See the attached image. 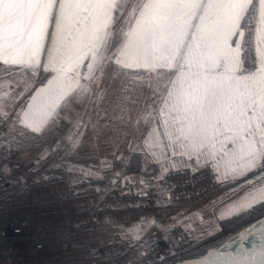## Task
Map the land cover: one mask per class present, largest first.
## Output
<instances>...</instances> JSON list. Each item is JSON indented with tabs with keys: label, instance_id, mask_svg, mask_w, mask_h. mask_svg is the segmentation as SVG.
<instances>
[{
	"label": "crops",
	"instance_id": "1",
	"mask_svg": "<svg viewBox=\"0 0 264 264\" xmlns=\"http://www.w3.org/2000/svg\"><path fill=\"white\" fill-rule=\"evenodd\" d=\"M137 1L0 0V92L5 91L0 96V111L12 110L14 114L19 102L24 111L16 112L15 118L24 122L28 95L40 82L39 72L33 68L29 76L23 74L31 80H24V87L15 96H11L15 84L9 80L23 72L29 62L37 63L42 51L38 45L41 47L42 41H61L56 48L60 51L57 56L73 66L62 71L57 89L53 87L49 93L56 103L50 109L53 114L58 115L65 108L68 111L82 108L80 103H85L87 109L88 103L99 102L103 89H112L111 83L103 82V78H115L112 98L124 78L137 70H154L153 77H167L160 103L149 114L141 149L133 150L142 154L139 169L108 172L106 176L105 168L94 166L97 171L85 177L105 176L112 180L125 171L126 186L142 189L153 187L143 174L153 173L154 169L164 171L185 164L207 163L223 183L231 179V173L241 174L246 167L256 165L264 156V0ZM108 41H124L115 59L118 65L121 61L123 67L128 64L129 68L125 73L122 69L108 76L104 70L98 82L95 77L107 53ZM145 41L150 44L147 52L152 54L137 59ZM188 41V45L191 41H222L219 55L213 61L222 63V69L201 66L190 73L177 71L170 78L167 69H174L172 63L177 62L171 51L186 46ZM48 46L46 43L45 47ZM126 49L133 51L125 54ZM203 59L197 57L198 62ZM40 60L42 70V54ZM64 96L71 104L61 107L62 101H68L62 100ZM2 100L7 101L6 105H1ZM11 114L0 112L4 125ZM89 118L84 119L88 122ZM30 125L42 129L47 124L37 115ZM130 167L135 169L136 165ZM224 190L218 188L200 207L211 201L213 205L221 203L218 201ZM172 213L166 209L151 212L154 223L148 229H154ZM120 223V219L111 220L108 231ZM156 230L155 233L163 232L157 227Z\"/></svg>",
	"mask_w": 264,
	"mask_h": 264
},
{
	"label": "rangeland",
	"instance_id": "2",
	"mask_svg": "<svg viewBox=\"0 0 264 264\" xmlns=\"http://www.w3.org/2000/svg\"><path fill=\"white\" fill-rule=\"evenodd\" d=\"M189 42L186 46L174 48L171 51L172 55L177 56V62L172 63V65L175 64L174 69H167L170 78L177 71L182 70L183 73H190L199 70L201 66L209 69H222V63L213 62L214 58L219 55V46L222 41H209V43L208 41H191V45H188ZM46 43H49L48 48L45 47ZM60 44L61 41H44V43L42 41V48L38 45V49H42V51L38 56L37 63L29 62L28 67L23 72H19L15 78H10L13 80L9 81L15 84L14 89L11 90V96H15L22 90L25 85L24 80L27 82L31 80L22 75L27 74L29 76L33 68L36 71L38 70V80L40 82L28 95L27 118L24 122L15 118L16 112L24 111L19 102L17 106L15 105L17 109L14 114H11L12 110L0 111L2 114H11L7 124L1 129V131L4 130L2 143L8 148L20 150L26 163L32 165L38 160L39 165L44 166L54 160L64 149L84 118L91 117L87 120L88 122H86L76 140L59 160L65 161L68 174L74 180H81L91 171H97L95 167L105 168L106 172L103 174L106 176L109 174L108 172L114 174L115 171H121L127 166L132 152H138L133 150L141 149V141L150 119L149 114L160 103V98L163 95L162 89L167 84V77L164 78L163 75L153 77L154 70H137L124 78L122 88H118L116 92V94L119 93L118 101L116 94L110 98L113 92L112 89L115 86L112 80L115 78L112 80L108 79L111 77L103 78V82L107 80L111 83L112 89H103V99L100 98L99 102L88 103L89 107L87 109H84L85 103H80L79 106L83 105L82 108L70 109L69 111L65 108L61 109L58 115L53 114L50 109L56 103L51 101L49 93L53 91V87L57 89L63 75L62 71L71 69L73 66L69 61L59 58L60 51L56 48ZM119 44L120 41H108L107 53L99 67L100 70L106 62L104 70H106L105 74L107 76L110 72L114 73L123 69L115 59L122 47V45L118 47ZM117 47L118 51H116ZM149 47L150 44L145 41L136 58L138 59L145 54L151 55V52H147ZM63 51L62 54L65 55L66 52ZM232 52L233 49H231ZM41 54L44 64L42 70H40L42 67ZM198 56L204 58L203 62L197 61ZM246 64L249 65L251 62L248 60ZM232 68L234 67L231 66ZM45 70H50V72L46 73ZM4 92L1 90V97ZM107 92L111 95H106ZM64 98L68 100L67 96H64L62 100ZM68 101L65 103L62 101L61 107L66 106V103L71 104ZM1 102L2 106L7 103L6 100ZM137 104L138 106H136ZM37 115L42 122L46 121L47 125L42 129H39V126L35 128L30 125L33 117ZM137 158H139V164L141 165L142 154L138 153L131 161L132 166ZM238 168L242 169L244 166ZM164 171L154 169L153 173L143 174L152 181L153 187L146 186L142 190L153 193L155 203H166V199L162 195V175ZM219 180L218 182L222 184L219 188L225 189L224 196L218 201L221 203L213 205L210 204L211 201L208 203L209 205L199 206L188 213L174 211L166 220L156 224V227L163 230L162 233L167 234L171 239V247L159 260H152L150 263H145L143 260L148 255L149 247L155 235L158 234L155 233L157 231L156 227L148 229L154 223L150 217L151 215L131 217L133 220L130 217H123L120 219L121 223L118 226H112L111 231H108V225L105 226L102 231L104 243L96 238L79 240L78 244L73 246L75 249L73 251L74 256L76 258L98 256L100 243L104 251L99 256L108 259L113 254L119 256L118 262L109 260L107 264H176L184 261L181 260L182 258L188 257V251L191 252L193 249L203 251L208 245L220 241L258 217L239 229L233 238L225 240L222 244L234 239L256 220L264 216V156L257 161L256 165L246 167L241 174L235 173L234 175L231 173L230 180L223 181V183ZM232 226L235 228H231ZM116 236L125 241L120 250L110 244L113 237ZM214 248L216 247L212 246L207 252Z\"/></svg>",
	"mask_w": 264,
	"mask_h": 264
},
{
	"label": "built area",
	"instance_id": "3",
	"mask_svg": "<svg viewBox=\"0 0 264 264\" xmlns=\"http://www.w3.org/2000/svg\"><path fill=\"white\" fill-rule=\"evenodd\" d=\"M3 125L0 117V133ZM29 166L20 150L0 142V264L118 262L116 254L110 259L76 258L73 246L88 238L104 243L102 229L111 220L143 217L165 209L188 213L214 196L219 188L217 174L210 164L167 168L162 175L166 203L160 205L150 191L126 186L125 171L112 180L94 175L74 180L63 160L27 172ZM110 244L120 250L125 241L116 236ZM170 247L167 234H156L144 262L159 260ZM98 251H104L100 243Z\"/></svg>",
	"mask_w": 264,
	"mask_h": 264
},
{
	"label": "water",
	"instance_id": "4",
	"mask_svg": "<svg viewBox=\"0 0 264 264\" xmlns=\"http://www.w3.org/2000/svg\"><path fill=\"white\" fill-rule=\"evenodd\" d=\"M139 1L140 0H138L137 2ZM137 2H135V4H137ZM133 11L134 8L132 9L131 18L133 16ZM123 42L124 41H120L118 47L121 46ZM118 47L116 51L118 50ZM132 51L133 50L131 49H129L128 51L126 49L125 54L126 52L127 54H130L132 53ZM104 64L95 77L98 82L102 80L105 67ZM119 65L120 67H123V62L120 61ZM128 68L129 65L125 64L123 67V73H125ZM85 122L86 119L82 121L74 134L71 136L67 145L58 154V156L54 160H52V162L61 161L59 160V158H62V156L67 152V150L76 140L79 133L83 129ZM38 166L39 161L36 160L31 166L27 168V172L36 169ZM176 264H264V216L256 220L248 229H246L234 239L220 245L219 247L209 250L199 257L184 260Z\"/></svg>",
	"mask_w": 264,
	"mask_h": 264
},
{
	"label": "trees",
	"instance_id": "5",
	"mask_svg": "<svg viewBox=\"0 0 264 264\" xmlns=\"http://www.w3.org/2000/svg\"><path fill=\"white\" fill-rule=\"evenodd\" d=\"M1 143H2V140L0 141ZM139 152H133L132 153V155H131V159H130V161L127 163V166L125 167V170L126 171H132V170H137L139 167V158H137L136 160H135V162L133 163V164H135L136 165V168L135 169H132L130 166H131V161L133 160V158H135L136 156H137V154H138ZM261 211V210H260ZM257 212H259V211H257ZM263 215V214H262ZM261 216V215H260ZM259 216V217H260ZM258 217H256V218H254L253 220H255V219H257ZM253 220H251L250 222H248V223H246V224H244L243 226H241L240 228H238V229H236L235 231H233L230 235H228V236H226V237H224V238H222L220 241H218V242H215V243H213V244H210V245H208L207 247H206V249L205 250H203V251H201V250H194L193 249V251H188V254H187V256L188 257H184V258H182L181 260H186V259H189V258H194V257H197V256H200V255H202V254H204L205 252H207V250L209 249V248H211L212 246H215V247H217V246H219L220 244H222L225 240H228V239H230V238H233L234 236H235V234H236V232L239 230V229H241L242 227H244V226H246L247 224H249V223H251ZM231 228H235V227H231ZM190 252V253H189ZM99 253V252H98ZM99 255H100V253H99ZM98 255V256H99ZM186 256V255H185ZM180 260V259H179ZM180 260V261H181Z\"/></svg>",
	"mask_w": 264,
	"mask_h": 264
}]
</instances>
